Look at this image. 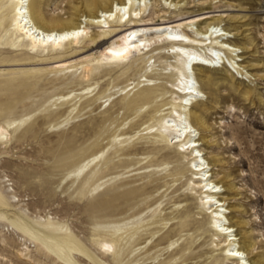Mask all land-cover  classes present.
Wrapping results in <instances>:
<instances>
[{"label": "rangeland", "instance_id": "rangeland-1", "mask_svg": "<svg viewBox=\"0 0 264 264\" xmlns=\"http://www.w3.org/2000/svg\"><path fill=\"white\" fill-rule=\"evenodd\" d=\"M78 1L47 0L59 8L56 12L63 19ZM186 1L184 7L167 10V17L224 3L229 6L218 9L228 8L227 14H246L243 20L227 19L224 24L247 27L236 39L250 46L243 55L256 64L251 71L256 75L233 67L229 57L233 65L227 61L229 67L213 73L217 84L199 81L208 96L202 106L208 109L206 116L212 124L210 132L203 134L214 140L204 155L222 159V165L211 170L230 174L240 193L233 199L241 208L239 219L248 222L244 230L257 241L253 254L264 253V0ZM156 3L147 18L166 6L160 0ZM9 7L1 4L0 14ZM10 20L6 15L0 27V34L4 27L10 30L0 38V59H8L0 62V70L5 69L0 73V121L28 115L29 119L13 132L9 145L0 149V181L6 180L1 184L13 185L26 212L65 223L87 246L107 210L102 201L114 207L108 210L115 221L120 211L129 208L125 198L129 194L135 203L132 209L141 211L121 222L139 231L128 244L127 254L135 255L132 264H211L212 257L222 251L213 246L212 232L202 223L196 196L188 189V159L156 131L159 120L171 113V105L163 102L168 103L173 95L166 90L151 103L136 95L145 87L170 88L176 82L167 68L173 49L163 44L140 59L145 53L120 62L126 65H95L89 73L82 66L59 69L57 61L63 58L54 57L56 51L51 49L36 58L28 42L18 43ZM15 42L23 45L16 47ZM94 46L78 45L74 47L78 51L66 57L81 61ZM144 61L148 64L136 74ZM238 85L251 88L253 98L247 100L234 90ZM67 93L69 100L58 99ZM12 185L3 189L6 194ZM7 229L0 220V254L6 259H0V264H64L29 239L33 261L18 258L21 234Z\"/></svg>", "mask_w": 264, "mask_h": 264}, {"label": "bare ground", "instance_id": "bare-ground-1", "mask_svg": "<svg viewBox=\"0 0 264 264\" xmlns=\"http://www.w3.org/2000/svg\"><path fill=\"white\" fill-rule=\"evenodd\" d=\"M156 1L79 0L69 16L63 19L59 12H56L59 8H53V4H49L47 0H1L0 8L1 4L10 7L6 13L0 14V27L5 23L3 21L6 15H10L9 26L14 29L12 34H17L18 43L28 42L26 45L35 53L36 58L51 49L56 51L54 57L63 58L57 61L61 63L58 65L59 69L82 66L86 73L95 65H126L120 62L145 53L139 56L140 59L148 50L151 53L161 49L162 47L157 46L163 44L173 49L170 56L172 61H167V68L176 77V82H172L170 88L145 87L136 95L146 98V103H151L166 90L171 91L173 95L168 103L167 100L163 102L171 105V113L159 120L156 131L160 136L164 135L170 144L174 143L176 151L183 153L184 158L188 159V169L191 173V177L187 179L188 189L196 196L199 214L203 215L202 223L212 232L213 246L222 251L220 255L213 256L210 263L264 264V253L253 254L257 241L244 230L248 222L239 219L238 212L241 208L233 203L236 195L240 194L238 187L231 180L230 174L219 175L211 170L216 165H222L221 158L214 155L206 158L204 155L206 148L210 147L214 140L209 138V134H203V131L210 132L212 124L206 116L208 109L202 106L208 96L199 81L209 85L217 84L218 81H215L218 78L214 77L213 73L223 70L227 61L232 64L229 57L234 60L233 67L246 69L251 75H256L251 72L256 64L246 60L247 57L243 55L250 50V46L236 39L242 29L247 27H231L227 26V23L224 24L227 19L243 20L246 14L240 17L227 14L228 8L218 9L220 6H229L224 3L192 11L182 10L179 16L174 14L167 17V10L184 7L188 1L160 0L161 5L164 2L166 6L157 9L153 17L147 18ZM218 11L220 14H217ZM153 19L155 21H152ZM9 32V28L4 27L0 38L7 36ZM84 36L88 37L85 42L81 40ZM182 37L185 41L178 39ZM10 38L11 36L7 39ZM22 45L15 42L16 47ZM78 45L95 46L91 49L93 52L82 56V60L76 62L74 58L66 56L76 53L78 48L74 47ZM67 47L69 50L63 52ZM6 60L8 59L4 57L0 62ZM146 64L148 61L142 62L135 73H139L140 67L142 69ZM4 70H0V73H4ZM225 74L233 81L229 72L225 71ZM231 86L233 87V84ZM234 90H238L247 100L253 98L251 88L238 85ZM69 96L70 93L63 94L58 99L69 100ZM221 97L223 98L221 95L217 96L218 99ZM228 106L235 109L233 104ZM28 119L29 115L21 119L0 121V149L9 145L13 132L19 130ZM170 162L174 164L172 160ZM5 181H0V220L6 222L7 230L21 234L18 239L22 247L16 250L18 258L25 257L26 260L33 261L29 239L45 249L47 255L64 264H83L82 259L87 264H108L109 261L116 264H132L135 260L134 253L129 255L127 251L128 244L139 231L121 224L141 212L140 209H132L131 206L135 203L129 194L125 197L129 208L120 211L115 221L112 219L114 215H109L108 209L112 207L110 202L102 201L107 210L102 214V223L94 227L93 234L88 239L90 246H87L65 223L55 221L53 217L42 219V216L26 212L21 204L20 194L14 190L12 184H1ZM10 185L13 188H7L6 194L3 189ZM2 238L6 244L5 234ZM249 254L253 255L247 261ZM0 259L4 260L5 257L0 254Z\"/></svg>", "mask_w": 264, "mask_h": 264}]
</instances>
